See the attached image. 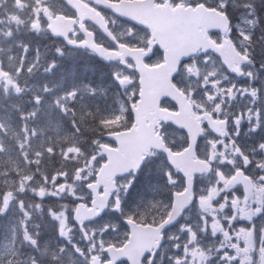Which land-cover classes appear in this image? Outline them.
Returning <instances> with one entry per match:
<instances>
[{
  "label": "snow or ice",
  "instance_id": "snow-or-ice-1",
  "mask_svg": "<svg viewBox=\"0 0 264 264\" xmlns=\"http://www.w3.org/2000/svg\"><path fill=\"white\" fill-rule=\"evenodd\" d=\"M0 264H264V0H0Z\"/></svg>",
  "mask_w": 264,
  "mask_h": 264
}]
</instances>
